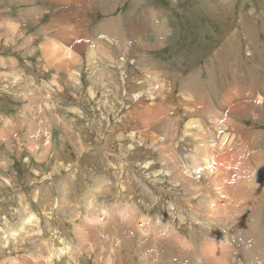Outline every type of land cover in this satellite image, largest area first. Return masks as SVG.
<instances>
[{"label": "rangeland", "instance_id": "374dc122", "mask_svg": "<svg viewBox=\"0 0 264 264\" xmlns=\"http://www.w3.org/2000/svg\"><path fill=\"white\" fill-rule=\"evenodd\" d=\"M105 1L44 55L53 1L0 0V264H264V111L219 103L264 94V0Z\"/></svg>", "mask_w": 264, "mask_h": 264}, {"label": "bare ground", "instance_id": "6f19581e", "mask_svg": "<svg viewBox=\"0 0 264 264\" xmlns=\"http://www.w3.org/2000/svg\"><path fill=\"white\" fill-rule=\"evenodd\" d=\"M160 12V11H159ZM147 14H150L151 15V17H154V15H157L155 12H154V10L152 9V11L151 12H147ZM159 14V13H158ZM246 21H248V23H251L248 19H246V18H244L243 16H242V21H241V23H239V24H241L242 26H243V28L245 29V26H246V24H245V22ZM254 22V21H253ZM255 23V22H254ZM253 23V24H254ZM151 26H152V30L154 31V35L156 36V42H155V46H159V45H161L162 43H159V41H160V35H161V32H162V29H164L165 30V27H164V25L163 24H159V25H157L155 22H154V25H152L151 24ZM241 26V27H242ZM141 29V28H140ZM247 30V29H246ZM136 31H138V30H136ZM134 33H135V31H134ZM253 33H255L256 34V32H253ZM237 35V31L236 32H234L233 33V35ZM238 40V39H237ZM53 43H55V42H52V43H48L47 45L46 44H43V54L45 55L46 54V52H47V50H49V49H53V48H57V49H59L60 47L61 48H66L64 45H62L61 44V46H59V45H56V44H53ZM164 44V43H163ZM66 45V44H65ZM67 46V45H66ZM149 44H147V43H142V42H139V43H134V49H133V52H137V54H138V58H139V60H142V61H145V64L146 65H148V63H149V61H151L149 58L151 57H153L150 53H149ZM228 47V46H227ZM229 50V49H228ZM259 50H258V48L256 47V48H254L253 49V52H254V54H259V52H258ZM70 52H73V51H70ZM69 52V53H70ZM51 53V52H50ZM49 52H48V54H50ZM65 53L66 54H68V52L67 51H65ZM64 54V53H63ZM65 55V54H64ZM49 56H51L52 57V54H50ZM216 57V56H215ZM218 58V57H217ZM221 58V57H220ZM219 59V58H218ZM222 59V58H221ZM220 59V60H221ZM49 61V60H48ZM55 60L53 59V62H54ZM235 61H238V58L235 56L234 57V59L232 60V62H235ZM50 62V61H49ZM221 63H222V65H224V64H228V71L230 72V73H232V64L230 63V62H227V60H222L221 61ZM59 64H61V63H59ZM58 64V65H59ZM216 66V65H215ZM214 67V66H213ZM215 69V68H214ZM214 72H215V75L217 76V72L215 71V70H213ZM190 73V72H189ZM200 75V74H199ZM208 76V75H207ZM252 76H254L253 74H252ZM184 78V77H183ZM187 78V77H186ZM200 78V77H199ZM202 79V78H201ZM216 79V78H215ZM217 80V79H216ZM250 80H252V79H250ZM193 81H195V80H193ZM183 82V81H182ZM196 82V81H195ZM211 82V81H210ZM209 82V83H210ZM184 83V82H183ZM182 83V84H183ZM193 84H194V82H193ZM198 84V83H197ZM218 86V85H217ZM203 87V86H202ZM216 87V86H215ZM204 88V87H203ZM239 89V92H238V94H240L241 92H243V93H241V99H243L242 100V102H238V103H236V104H234V105H232L231 106V103L233 102V100L235 99V95H233L232 93V96L231 95H229V94H227V96H226V94H225V96H226V98L225 97H223L222 99V101H220L219 103H220V106L221 107H223L224 109H225V111L227 112V113H229L230 115H241V114H247L248 115V117H250L251 119H253L254 120V118H257L258 117V115L261 113V111L263 110L264 111V94H261L262 92H260L259 94H257V92L255 93V91H254V85H252L250 88H249V90H245V88H238ZM238 89H237V91H238ZM237 94V93H236ZM262 100H263V102H262ZM263 103V104H262ZM226 107V108H225ZM264 114V113H263ZM261 115V114H260ZM258 119V118H257ZM201 127V126H200ZM252 132V131H251ZM245 134L246 135H248V132L246 131L245 132ZM253 134V133H252ZM251 133H249V136H251L252 135ZM246 136L245 135H243V137H241V138H245ZM254 138V137H253ZM250 151H251V149H250ZM259 153V152H258ZM250 157H251V155H249ZM254 157H257V156H259V155H257V154H255V155H253ZM260 165H257L256 167H259Z\"/></svg>", "mask_w": 264, "mask_h": 264}, {"label": "crops", "instance_id": "0c3cea01", "mask_svg": "<svg viewBox=\"0 0 264 264\" xmlns=\"http://www.w3.org/2000/svg\"><path fill=\"white\" fill-rule=\"evenodd\" d=\"M52 1H53V6H54V9H53L54 12H52L51 10H50L51 12L49 11L51 18L49 19V21L45 22L43 24V26L41 25V26H39V28H37L35 30V32L37 33L38 37L40 36V34H42L40 36L39 41L37 42V45H36L39 48H41V46L43 47L42 44L46 42V39H49V36L48 35L54 36V38L58 39L59 42H60V45L62 44L65 47H68V48L71 47V46H69L70 45V42H71L70 39L73 38L71 36L72 35L71 33L67 32L66 30H64L61 27H57V28L56 27H50L49 29H48V27L43 28L44 26H46V25L48 26L49 24H51V22L54 19V17L56 19V22L62 21L65 24L66 23H69L70 25L71 24L73 25V20H74L73 12L76 13L77 16H78V14L81 13V8L83 6V7L87 8V11L88 12H89V10H88V8H89L91 10V12L94 13V15H90L89 17L85 18V14H86L85 13L86 11H85L83 13L84 15L82 16V17L85 18L83 21H81L82 20V17H80L81 19L79 20V22L82 23V24H86V19H87V21L90 20L91 22H93V21H95L94 18H96L97 16H99V14H100V16L103 17V15L108 12L107 9H106V7H105L106 6V1L105 0H80V2L76 0L73 4L70 3L73 0H52ZM112 3H113L114 6H110L109 7V11H113V10L116 9V7H119V5L121 3V0H113ZM68 9H70V10H68ZM70 13L72 14L71 15L72 17L71 18H69V17H66L65 18V16L67 14H70ZM78 18H79V16H78ZM115 21L117 23L118 21H120V18L119 17H116V15L114 14L113 18L111 19V23L114 24ZM106 25H107V23L105 24L104 21L97 22V26H98V28L101 31H105L106 30V28H105ZM69 27H71V26H69ZM113 28H114L113 31L112 32H109L108 34H118L116 25H113ZM42 30H48L49 31L48 35H44L43 32H42ZM80 30H85V28L82 27ZM100 34H104V33L101 32ZM97 36L93 37V39H98ZM33 37H34V39L37 38L36 35H34ZM41 54L42 53H40V55Z\"/></svg>", "mask_w": 264, "mask_h": 264}]
</instances>
